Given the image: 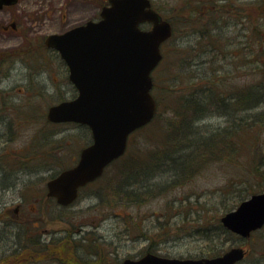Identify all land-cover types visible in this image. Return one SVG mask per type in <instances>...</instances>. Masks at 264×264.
I'll return each mask as SVG.
<instances>
[{
	"label": "rangeland",
	"instance_id": "374dc122",
	"mask_svg": "<svg viewBox=\"0 0 264 264\" xmlns=\"http://www.w3.org/2000/svg\"><path fill=\"white\" fill-rule=\"evenodd\" d=\"M154 1L176 25L153 72L157 114L130 136L125 156L67 207L47 197V181L76 163L92 132L47 118L51 105L77 90L45 38L98 20L101 3L20 0L0 12V259L7 257L6 264H119L149 245L159 254L195 253L202 237H240L221 218L264 191V0L218 3L228 4L229 16L201 23L195 0ZM204 3V11L211 8ZM240 33L252 39L247 49L242 42L225 49L223 42ZM130 159L137 171L123 172ZM251 236L258 243L264 228ZM51 240L71 246V253L39 254Z\"/></svg>",
	"mask_w": 264,
	"mask_h": 264
},
{
	"label": "water",
	"instance_id": "95a60500",
	"mask_svg": "<svg viewBox=\"0 0 264 264\" xmlns=\"http://www.w3.org/2000/svg\"><path fill=\"white\" fill-rule=\"evenodd\" d=\"M19 0H0V11ZM102 18L89 20L45 43L56 49L69 68L78 95L49 107L52 122H77L91 128L93 141L81 151L79 162L47 183L49 197L70 205L79 188L95 180L105 167L125 153L128 137L150 122L157 110L152 94V71L161 61V45L172 36V25L151 7V0H110ZM151 22L150 29L141 23ZM223 224L242 236L264 225V192L252 194L222 216ZM243 250L233 248L216 261L231 264ZM123 264H204L198 260H167L151 253Z\"/></svg>",
	"mask_w": 264,
	"mask_h": 264
},
{
	"label": "flooded vegetation",
	"instance_id": "af4514ba",
	"mask_svg": "<svg viewBox=\"0 0 264 264\" xmlns=\"http://www.w3.org/2000/svg\"><path fill=\"white\" fill-rule=\"evenodd\" d=\"M86 1H89V2L93 1L94 3L96 1L97 4L101 3L100 4L101 8H100V10L98 11V14H97L98 15V19H101V17H102L101 12H102L103 7L107 6V5H110V0H86ZM227 1L228 0H195L196 8H197V10H195V16L198 19L197 21L201 23L203 20L208 18L207 16H214V15L217 17V19L223 18L224 15H221V14H225V13H228V16H229L230 11H229L228 4L224 5V8H227V12H223V10H224L223 6L220 7V6L217 5L218 3H225V2L227 3ZM204 2H206L207 4H212L211 8L210 9H206L204 11L202 9V6H201V4H205ZM151 3H152V7L154 9H156L157 11H159L155 7V1L151 0ZM162 16H163L164 19L170 21V23L172 25V28H173V36H174L175 30H176V25L173 22V19H167V17H165L164 14ZM84 22H86V21H84ZM141 27L145 28V29L146 28H150V27H152V24L147 22V23H144ZM6 28H7V26H6ZM12 28H16V25L14 23L12 24ZM229 34H231V32H228V35ZM221 35H225L226 36L227 34H221ZM173 36H172V38H173ZM236 36L237 37L242 36V38L241 39L240 38H238V39H230V40L225 41V42H223L224 40L221 39V42L225 43L224 44L225 49H228L233 44V42H237V43L242 42L243 49H247V47H246L247 45L246 44L248 43L249 40H252V39H249L250 38L249 34L240 33V34H237ZM169 41H167V42H169ZM240 50H241L240 48L237 49V51H240ZM230 51H233V50L231 49ZM64 64H65L66 69L68 71V78H69L68 66L66 65L65 62H64ZM122 158L123 157L119 158L118 160H121ZM118 160H116V161H118ZM78 161H79V157H78L76 162H78ZM133 164H137V162L133 161ZM108 167H110V165ZM107 168H106V170H107ZM106 170H105V172H106ZM105 172L103 173V175L105 174ZM98 179H96V180H94L92 182H89L88 184H86V186L90 185L91 183L96 182ZM20 206H22V204L21 205L19 204V207ZM263 228H264V225L262 227L258 228L257 230L253 231L251 233V235L254 232H256L258 230H261ZM251 235L250 236H240V237H236V238H223V237H216V236H214V237H212V236L211 237H207V236L206 237H202L199 240L200 243L198 244V246H197L198 249H197V252H195V253H179V254L178 253H176V254L167 253V254H159L156 251H154L153 247L151 248L150 245H149V248L147 249V251L144 254H142V255H140L138 257H131V256L126 257L123 260H121L119 264H123L124 260L127 259V258L140 259V258L144 257L145 255H147L149 253H151L152 255H155L157 257L166 258L167 260H187V259H189V260L202 261L204 264H210L207 261H210V260L216 261L218 258H221L224 255H226V253L228 251H230L231 249H233V248H240V249L243 250V253H242V256L240 257V259H237L236 261H234L231 264H264V238H261L260 241H257L258 243H256L255 240H257V239L254 238ZM252 241L254 243H251ZM245 242H247V243H245ZM52 243L53 242L51 240V244ZM59 244L61 245V247L64 245L63 243H59ZM52 245H53L52 246L53 248H56V253L62 254L59 251L61 249H60V247H58V244L57 245L56 244H52ZM64 247H65L66 250H68L67 255H68V253L70 254L71 252H69L70 251L69 247L70 248H72V247L71 246H69L68 248L66 246H64ZM46 256L55 257V254H50L49 255V253H48ZM219 263L223 264L222 262H219ZM215 264H218V262H216Z\"/></svg>",
	"mask_w": 264,
	"mask_h": 264
},
{
	"label": "trees",
	"instance_id": "16d2710c",
	"mask_svg": "<svg viewBox=\"0 0 264 264\" xmlns=\"http://www.w3.org/2000/svg\"><path fill=\"white\" fill-rule=\"evenodd\" d=\"M159 10V9H158ZM162 64V63H161ZM155 87H156V81H155V84H154V89H153V91L155 90ZM155 94V93H154ZM156 96V95H155ZM157 98V97H156ZM157 101H158V99H157ZM132 158V157H131ZM166 158H168V157H166ZM170 158H172V159H174L173 157H170ZM150 159L151 160H157V158L156 157H150ZM126 161V160H125ZM125 161H123V163L125 162ZM263 161V160H262ZM149 162H151L152 164H155L156 162L155 161H149ZM178 163H180L181 165H185L186 163H185V160H182V161H178ZM264 164V163H263ZM124 165V167H125V169H124V171L123 172H128V170L129 169H131V168H135L136 169V171H137V167H136V165H138V164H133V161L130 159L127 163H125V164H123ZM150 168H151V166H150ZM136 173H138V172H136ZM136 173H134V174H136ZM128 176V178H129V175H132V174H127ZM146 176L148 175L147 173L145 174ZM136 179H138L136 176H134V177H131V178H129L128 179V181H130V183H131V181H133L134 182V180H136ZM150 179H151V177H150ZM146 180H147V178H146ZM138 181L136 180L135 181V183H137ZM142 186H144V185H142ZM136 189H134V192H136L135 191ZM258 192V191H257ZM252 193H255V191L254 192H252ZM252 193H250V194H252ZM137 198H138V200L140 199V195H137ZM247 197H245V198H243L242 200H244V199H246ZM0 212H2V210H0ZM2 217V216H1ZM4 220V219H3ZM7 219H5L4 221H6ZM1 221V220H0ZM6 222H10V221H6ZM19 230H23V228H22V226L19 228ZM26 230V229H25ZM24 237H26L25 235H24ZM51 244V243H50ZM51 246H53L52 244L50 245V249H48V247H41L40 249H38L39 250V254H43V253H46L47 252V254H48V251H49V255L50 254H56L55 252L53 253V251L52 250H54V249H56V248H51ZM58 247H60V249L61 250H59L61 253H67L68 251H66V249H65V247L64 246H62L61 247V245H58ZM57 247V248H58ZM17 251H20L21 249H16ZM24 250H26V248H24L23 249V251ZM63 251V252H62ZM46 254V255H47ZM64 255V254H63ZM7 256V255H6ZM30 257V256H29ZM7 262H9L8 261V259H7V257H3L2 259H0V264H6Z\"/></svg>",
	"mask_w": 264,
	"mask_h": 264
}]
</instances>
